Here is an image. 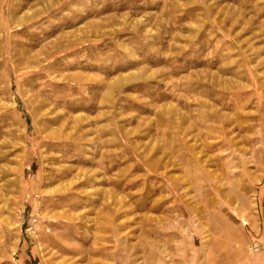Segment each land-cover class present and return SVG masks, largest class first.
Listing matches in <instances>:
<instances>
[{
  "label": "rangeland",
  "instance_id": "1",
  "mask_svg": "<svg viewBox=\"0 0 264 264\" xmlns=\"http://www.w3.org/2000/svg\"><path fill=\"white\" fill-rule=\"evenodd\" d=\"M0 264H264V0H0Z\"/></svg>",
  "mask_w": 264,
  "mask_h": 264
}]
</instances>
